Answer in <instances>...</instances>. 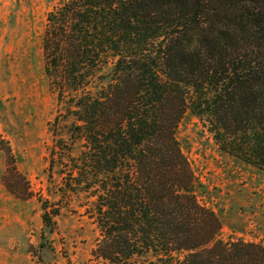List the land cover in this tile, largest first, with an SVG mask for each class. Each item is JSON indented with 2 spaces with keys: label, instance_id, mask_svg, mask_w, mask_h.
Segmentation results:
<instances>
[{
  "label": "trees",
  "instance_id": "trees-1",
  "mask_svg": "<svg viewBox=\"0 0 264 264\" xmlns=\"http://www.w3.org/2000/svg\"><path fill=\"white\" fill-rule=\"evenodd\" d=\"M43 52L58 106L49 170L63 197L92 199L100 264H264L262 243L221 237L177 134L196 116L264 172V0H61ZM53 215L43 205L51 229Z\"/></svg>",
  "mask_w": 264,
  "mask_h": 264
},
{
  "label": "rangeland",
  "instance_id": "rangeland-1",
  "mask_svg": "<svg viewBox=\"0 0 264 264\" xmlns=\"http://www.w3.org/2000/svg\"><path fill=\"white\" fill-rule=\"evenodd\" d=\"M60 1L0 0V133L10 147L0 149V264H100L93 255L101 236L92 199L63 197L58 169L49 170L55 144L49 124L58 106L45 74L43 35ZM177 134L207 185L202 201L221 216V237L264 245V172L223 154L196 116H185ZM9 181L31 195H13ZM43 205L58 212L52 229L43 223Z\"/></svg>",
  "mask_w": 264,
  "mask_h": 264
}]
</instances>
